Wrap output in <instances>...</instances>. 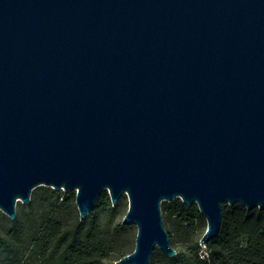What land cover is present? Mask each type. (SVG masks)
Instances as JSON below:
<instances>
[{"label": "water", "instance_id": "95a60500", "mask_svg": "<svg viewBox=\"0 0 264 264\" xmlns=\"http://www.w3.org/2000/svg\"><path fill=\"white\" fill-rule=\"evenodd\" d=\"M39 186L80 220L123 196L134 250L175 257L162 203L264 210V0H0V211Z\"/></svg>", "mask_w": 264, "mask_h": 264}, {"label": "trees", "instance_id": "16d2710c", "mask_svg": "<svg viewBox=\"0 0 264 264\" xmlns=\"http://www.w3.org/2000/svg\"><path fill=\"white\" fill-rule=\"evenodd\" d=\"M74 200L73 191L63 194L51 187L35 188L26 205L30 211L9 218L10 227L0 234V253L5 260L11 264H101L120 250L119 234L127 229L121 222L114 223L124 212L120 203L113 206L105 191L92 215L69 221L67 213ZM162 214L186 248L176 250L173 258L156 250L152 264H264V210L224 204L221 230L207 244V257L200 252L206 221L197 205L188 207L179 198L164 201ZM124 255L127 253L119 259Z\"/></svg>", "mask_w": 264, "mask_h": 264}, {"label": "rangeland", "instance_id": "374dc122", "mask_svg": "<svg viewBox=\"0 0 264 264\" xmlns=\"http://www.w3.org/2000/svg\"><path fill=\"white\" fill-rule=\"evenodd\" d=\"M44 187H47V186H44ZM56 191L62 192L63 194L69 192L67 190H56ZM70 191H73V190H70ZM73 192H75V191H73ZM118 203H120L121 210H124V212H122L121 214H119L116 217V219L114 221L115 224L118 222H121L124 215L126 214V212H127L126 209H128V198L126 196H123ZM27 204L28 203L17 202L16 214L17 215L22 214L23 211L28 213L30 211V209H28L26 207ZM40 212H41V210H39V212H36V215H34V217H38L37 215H38V213L40 214ZM77 217H79V212H78L76 202L74 200L71 204L70 210L67 213V218L69 219V221H73ZM163 221H164V226L170 235L171 245L178 251L179 250H185L186 245L181 241L179 235H177L175 232H173L171 230V228L166 223L164 217H163ZM10 225H11V223L9 221V217L0 211V234H4L7 231V229L10 227ZM125 226L127 227V229L120 232V234H119V242H118L117 247L120 246V248H119L120 250H115L114 252H112L110 254V258L103 260L101 262V264H115V262L119 259L120 255H122L123 253L129 254L130 250L135 247V237L137 234V228L133 225H125ZM156 250H158V249H156ZM200 252L202 253V257L203 256L207 257V255L209 253V251L206 247H201ZM152 257H153V255H152ZM152 257L150 260V264H152V260H153ZM0 264H11V263L8 262L7 260H5V258L0 253Z\"/></svg>", "mask_w": 264, "mask_h": 264}]
</instances>
